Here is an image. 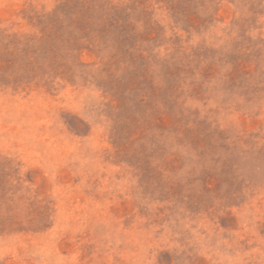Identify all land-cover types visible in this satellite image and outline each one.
Returning <instances> with one entry per match:
<instances>
[{
	"label": "rangeland",
	"instance_id": "1",
	"mask_svg": "<svg viewBox=\"0 0 264 264\" xmlns=\"http://www.w3.org/2000/svg\"><path fill=\"white\" fill-rule=\"evenodd\" d=\"M0 264H264V0H0Z\"/></svg>",
	"mask_w": 264,
	"mask_h": 264
}]
</instances>
